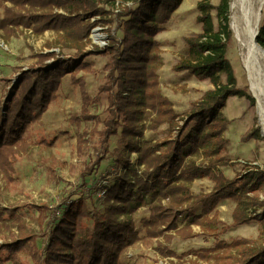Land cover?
I'll return each instance as SVG.
<instances>
[{
  "label": "trees",
  "instance_id": "obj_1",
  "mask_svg": "<svg viewBox=\"0 0 264 264\" xmlns=\"http://www.w3.org/2000/svg\"><path fill=\"white\" fill-rule=\"evenodd\" d=\"M122 1L133 7L121 5L113 13L109 7H114L117 0H0L4 43L23 30L36 36L52 32L55 38L46 41L44 48L59 52L36 54L35 66L21 70L7 94L0 95V178L7 183L13 181L16 158L26 155L30 148L25 135L56 100L66 75L76 82L81 93L82 107L76 122L94 120L96 125H102L101 129L95 126L89 133L82 132V138L77 140V150L81 152L80 145L87 143V135L96 140L93 160L79 173L80 192L71 194L55 209L32 206L39 211L40 235L27 230L25 221L15 214L17 210L0 212V264H119L123 253L141 238L132 219L138 210L148 212L140 221L143 235L169 242L174 237L198 236L193 225L201 227V234L216 233L220 223L216 208L225 200L235 203L232 222L230 226L223 225L218 233L252 221L260 224L259 233L255 239L240 237L228 244L216 241L214 248L201 251L200 257L213 259V264H264V199L259 196L264 171L251 166L228 179L218 170L229 163L222 154L228 145L223 134L230 124L222 115L226 101L238 97L250 105L254 103L237 86L226 58L232 38L229 0H220L217 5L199 1L196 23L201 31L183 39L187 53L179 58L173 71L208 81L212 88L190 104L181 126L172 102L160 89V47L155 37L164 31L183 0ZM110 16L117 20L115 30L121 35L113 33L103 49L86 50L91 29L97 23H112ZM91 17L99 18L90 22ZM256 40L264 49V21ZM65 51L72 52L67 59L61 57ZM91 54L107 58L102 68L105 81L94 97L87 94L82 81L76 80L78 72L90 71L83 61ZM50 59L53 63L46 64ZM100 98L105 104L101 120L90 112ZM163 124L171 130L177 128V134L160 142L144 138L146 130L156 131ZM114 137L119 138L125 154H118L115 160L116 168L122 170L111 184L98 186L102 198L95 206L84 190L97 186L92 175L109 154V142ZM252 138L262 140L256 126L246 132L241 142ZM131 154L136 155L134 164H130ZM57 163L53 160V166H48L54 179ZM204 178L212 181V189L194 195L192 183ZM179 219L189 220L188 225L179 228ZM39 237L44 238L41 248L36 245Z\"/></svg>",
  "mask_w": 264,
  "mask_h": 264
},
{
  "label": "rangeland",
  "instance_id": "obj_2",
  "mask_svg": "<svg viewBox=\"0 0 264 264\" xmlns=\"http://www.w3.org/2000/svg\"><path fill=\"white\" fill-rule=\"evenodd\" d=\"M117 1L114 7H109L113 13L120 10L121 5L127 4L122 0ZM199 1L201 0H183L182 4L172 14L164 31L155 37L160 47L161 66L157 71L160 89L162 94L172 102L173 108L178 114L179 126L183 124L185 113L190 108V104L196 102L206 90L212 88L208 81H198L191 75L173 71V67L179 58L187 53V46L183 39L201 31L200 25L196 23V16L198 15L196 5ZM209 1L212 5H217L220 0ZM127 5L133 7L130 3ZM110 17L113 20L112 23H97L91 29L89 33L90 44L86 50L93 52L95 47L103 49L109 44L113 33L117 37L121 35L118 29L115 30L118 24L117 20L113 16ZM98 18L91 17L89 21L95 22ZM263 21L264 7L261 23ZM214 22L216 24V19ZM54 38L55 34L52 32H45L36 36L30 30H23L18 36L6 41V46L0 48V95L5 96L7 94L21 70L35 66L36 54L48 51L59 53L58 49L46 50L44 48L45 42ZM71 54V51H65L61 57L67 59V56ZM226 58L233 70L237 86L251 96L244 79L245 72L233 34L226 50ZM106 61L107 58L104 56L88 55L83 62L87 64L90 71L83 70L76 75V80L82 81L84 89L90 97L96 95L98 87L105 81L106 74L102 68ZM52 63V59L46 61V64ZM251 98L253 97L251 96ZM253 101V105H250L245 98L230 97L222 110L224 118L230 121L223 134L224 138L228 140V145L222 152L229 163L225 167H219L218 170L228 179L233 178L238 173L246 172L251 166H257L264 171V136L261 133L254 98ZM81 107L79 86L70 79L69 75H66L62 80L56 100L49 105L40 120L33 124L25 135L30 148L26 155L16 158L13 181L7 183L0 178V212L5 209L17 210L15 214L25 221L27 230L35 232L37 235L42 232L37 224L39 211L33 209L32 206L45 205L55 209L68 200L71 194L73 196L78 194L81 184L79 173L84 166L93 160L92 146L96 142L95 138L89 139V135L86 136L87 143L80 145L82 152L77 150V140L82 138L80 136L82 132L89 133L95 126L97 129H101L102 125H96L94 120L76 122L75 117H79ZM104 108V100L100 98L99 102L90 107V112L101 120ZM254 126L258 128L262 140L252 138L247 142H241V138ZM176 134L177 128L171 130L167 124H163L156 131L146 130L144 138L152 142H160ZM83 137L85 136L83 135ZM108 149L109 154L106 159L101 162L96 173L92 175L97 180L95 184L97 186H87L84 190V193L92 198L95 206L98 205V200L102 198L98 186H108L118 177L122 168H116L115 160L118 154L125 157L118 137L111 138ZM129 158L130 164H134L136 155L131 154ZM53 160L58 162L55 166V179L50 176L48 169V166H53L51 164ZM212 187L213 183L208 178L197 179L191 185V192L194 195L200 192L206 193ZM259 196L260 199H264V186L259 191ZM234 206L235 203L231 200H225L218 205L216 210L220 223L216 227V233H207L208 231H206V233L201 234V227L193 225L192 229L198 236L189 239L174 237L169 242H165L162 237L150 239L143 235L140 221L148 215V212L146 209L138 210L132 215V219L141 238L123 253L119 264H213V259L200 257L201 251L212 250L216 241H223L228 244L232 239L240 237L255 239L259 233L260 224L257 221L238 227H227L225 232L218 233L223 225L230 226L232 222L231 212ZM259 212L257 211L258 214ZM2 215L6 217L5 212ZM46 224L44 223V228H46ZM186 225L188 223L185 220L179 219V228ZM43 242L44 238L39 237L36 240L37 247L41 248ZM166 251L174 253L175 256L168 255ZM21 259L30 262L27 257Z\"/></svg>",
  "mask_w": 264,
  "mask_h": 264
},
{
  "label": "bare ground",
  "instance_id": "obj_3",
  "mask_svg": "<svg viewBox=\"0 0 264 264\" xmlns=\"http://www.w3.org/2000/svg\"><path fill=\"white\" fill-rule=\"evenodd\" d=\"M264 0H229V27L244 68V79L255 100L264 136V50L255 42L262 21Z\"/></svg>",
  "mask_w": 264,
  "mask_h": 264
},
{
  "label": "built area",
  "instance_id": "obj_4",
  "mask_svg": "<svg viewBox=\"0 0 264 264\" xmlns=\"http://www.w3.org/2000/svg\"><path fill=\"white\" fill-rule=\"evenodd\" d=\"M5 46H6L5 43L0 39V48H4Z\"/></svg>",
  "mask_w": 264,
  "mask_h": 264
},
{
  "label": "water",
  "instance_id": "obj_5",
  "mask_svg": "<svg viewBox=\"0 0 264 264\" xmlns=\"http://www.w3.org/2000/svg\"><path fill=\"white\" fill-rule=\"evenodd\" d=\"M258 31H259V29H258ZM258 31H257V33H256V36H257V34H258ZM256 36H255V42H256V44H258V43H257V40H256Z\"/></svg>",
  "mask_w": 264,
  "mask_h": 264
},
{
  "label": "crops",
  "instance_id": "obj_6",
  "mask_svg": "<svg viewBox=\"0 0 264 264\" xmlns=\"http://www.w3.org/2000/svg\"><path fill=\"white\" fill-rule=\"evenodd\" d=\"M211 189H212V188H211ZM211 189H210V190H211ZM183 220H185V219H183ZM185 221H186L187 223H189V220H185ZM127 250H128V249H127Z\"/></svg>",
  "mask_w": 264,
  "mask_h": 264
}]
</instances>
